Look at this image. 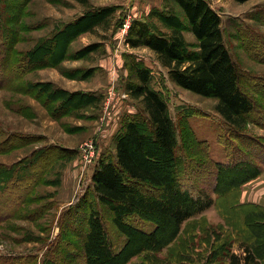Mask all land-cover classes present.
I'll use <instances>...</instances> for the list:
<instances>
[{
  "label": "rangeland",
  "instance_id": "rangeland-1",
  "mask_svg": "<svg viewBox=\"0 0 264 264\" xmlns=\"http://www.w3.org/2000/svg\"><path fill=\"white\" fill-rule=\"evenodd\" d=\"M210 2L222 16L225 40L243 72L242 85L264 110V0ZM128 17L145 18L162 30L188 25L181 8L167 0H0V32L7 25L13 38L1 46L0 33V61L10 46L22 68L29 58L36 65L48 62L27 71L11 86H0V142L13 133L24 136L17 141L19 147L0 153V163L27 161L34 151L50 145L62 147L59 159L43 173L26 203L0 222V257H6L0 258V264L22 257L25 263L43 264L48 250L59 243L65 226L62 215L89 194L97 162L115 154L116 135L126 117L145 115L142 103L126 90L127 54H135L152 69V87L169 104L179 145L186 136V146L192 147L197 158L207 148L210 156L228 161L224 142L230 147L237 142L226 131L218 99L177 85L152 50L132 48L126 40L128 31H124ZM183 31L194 49L197 38L186 26ZM38 56L43 58L37 61ZM246 130L264 143L263 125L250 122ZM195 139L207 147L195 144ZM235 187H226L223 193L231 191L229 195L217 198L204 214L183 224L185 234L178 247L184 253L177 264H216L215 258L219 261L221 256L215 253V244L237 238L230 247L242 253L238 244L249 235L264 260V245H259L260 237L254 236L246 220L250 207H240L254 204L256 213L259 207L264 209V171L243 183L239 191L233 192ZM231 200L235 203L229 205ZM137 225L145 228V223ZM154 227L149 223L146 229ZM215 228L217 236L211 233ZM192 231L197 234L194 239L189 238ZM112 232L121 245L128 238L118 230ZM171 254L167 249L147 251L128 264H173Z\"/></svg>",
  "mask_w": 264,
  "mask_h": 264
},
{
  "label": "trees",
  "instance_id": "trees-1",
  "mask_svg": "<svg viewBox=\"0 0 264 264\" xmlns=\"http://www.w3.org/2000/svg\"><path fill=\"white\" fill-rule=\"evenodd\" d=\"M167 1L181 8L188 25L162 30L153 27L145 18L137 17L131 22L126 40L132 48L152 50L177 85L217 98V109L224 118L226 131L230 140L236 139L237 143L230 147L224 142L230 153L225 162L210 156L204 148L207 143L202 140L195 139V144L204 148L203 157L197 158L192 147L186 146V136L180 146L169 104L162 93L152 87V69L135 54H127L126 90L142 103L145 115L126 117L116 135L115 154L97 162L89 194L62 215L65 226L59 243L48 250L43 264H128L133 257H141L147 251L167 249L171 254L178 248L174 255L171 254L173 264H177L178 257L184 253L183 248L178 247L185 234L183 224L204 214L215 205L217 198L229 195L231 191L223 193L228 190L226 187L237 185L233 190L237 192L243 183L264 171V143L246 130L250 122L264 126V110L242 85L243 72L225 40L221 14L210 0ZM185 26L197 38L194 49L186 40ZM1 27V46H7L13 41L9 35L12 29L7 25ZM252 41L255 42V38ZM1 60V87L11 86L27 71L48 63L36 65L35 60L29 58L22 68L10 46L3 51ZM23 138L13 133L0 142V153L19 147L21 142L17 141ZM61 149L59 145H50L34 151L27 161L10 165L0 163V222L15 215L26 203L43 173L59 159L57 153H61ZM232 203L235 201L231 200L229 205ZM240 207H250L252 212L249 210V215L248 211L246 220L252 224L254 236L260 237L259 245H264V223L261 222L264 209L259 207L256 213L254 208L258 206L254 204ZM141 223H145V228L137 225ZM149 223L155 226L152 230L146 229ZM112 230L128 237L124 244L114 238ZM211 233L217 236V229ZM196 235L192 231L189 238L194 239ZM251 237L241 238L238 245L242 253L231 250V243L237 238L224 239L221 244L214 242L219 247L213 249L221 256L219 261L215 258L216 264H264ZM24 261V257L15 258L9 264H28Z\"/></svg>",
  "mask_w": 264,
  "mask_h": 264
},
{
  "label": "built area",
  "instance_id": "built-area-1",
  "mask_svg": "<svg viewBox=\"0 0 264 264\" xmlns=\"http://www.w3.org/2000/svg\"><path fill=\"white\" fill-rule=\"evenodd\" d=\"M131 21H132L131 17H128L127 20H126V22H125V25H124V31L125 32L128 31V29H129V27L131 25Z\"/></svg>",
  "mask_w": 264,
  "mask_h": 264
}]
</instances>
